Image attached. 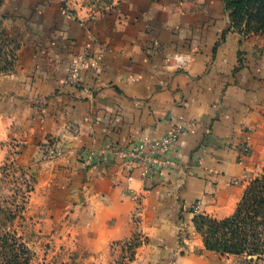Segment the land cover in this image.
<instances>
[{"label":"crops","instance_id":"1","mask_svg":"<svg viewBox=\"0 0 264 264\" xmlns=\"http://www.w3.org/2000/svg\"><path fill=\"white\" fill-rule=\"evenodd\" d=\"M73 1L0 7L18 46L0 70V165L12 158L35 177L32 203L64 220L91 263L196 264L195 214L231 215L264 161V39L231 28L223 0H114L98 12ZM87 53L97 65L69 83ZM167 135L168 170L121 153ZM91 149L98 163L83 159Z\"/></svg>","mask_w":264,"mask_h":264},{"label":"rangeland","instance_id":"2","mask_svg":"<svg viewBox=\"0 0 264 264\" xmlns=\"http://www.w3.org/2000/svg\"><path fill=\"white\" fill-rule=\"evenodd\" d=\"M80 1L83 6L91 8L92 12L112 7L111 3L114 2V0ZM64 2L68 7L73 8V0H64ZM0 28H2L1 24ZM249 33L264 39L261 32L253 30ZM2 39L0 36V70L5 64V58L11 55L7 54V56L2 53L3 51L9 52L11 49L10 45L2 42ZM263 170L264 161L262 160L250 171L248 179L257 177ZM31 176L32 174H28L27 170L22 168L18 162L15 163L12 158L6 159L0 165V257L10 255L13 251V247L5 244L2 238L8 236L9 242L12 243V237L18 236L30 254L29 264H93L80 242L76 241L71 233H66L64 220L50 217L44 204L34 201L32 203L31 197L35 184ZM192 228L202 239L204 245L203 249L196 248L197 252L203 255L196 264H264V254L222 255L210 250L204 243L206 226L196 223L193 219ZM127 256L132 258L133 253L130 252ZM176 262L175 264H194V261L189 263L177 260ZM2 263L4 261H1ZM120 264H123L122 260Z\"/></svg>","mask_w":264,"mask_h":264},{"label":"trees","instance_id":"3","mask_svg":"<svg viewBox=\"0 0 264 264\" xmlns=\"http://www.w3.org/2000/svg\"><path fill=\"white\" fill-rule=\"evenodd\" d=\"M4 0H0V7ZM229 13L230 27L234 30L251 34L249 32H261L264 35V0H223ZM111 3V1H110ZM113 6V2L111 3ZM63 7H67L63 3ZM2 42L10 45V51L3 54H11L5 58V64L1 70H10L15 63L17 49L16 42L12 41L3 32L0 33ZM52 145L53 142L49 141ZM31 180L35 181L32 175ZM195 207L189 209L194 212ZM196 223L206 226L204 243L210 250L222 255H252L264 254V170L253 178L237 204L235 211L222 219L214 218L207 214L194 216ZM2 241L12 246V250L5 257H0L2 264H29L30 254L24 243L18 236L10 238L4 236Z\"/></svg>","mask_w":264,"mask_h":264},{"label":"built area","instance_id":"4","mask_svg":"<svg viewBox=\"0 0 264 264\" xmlns=\"http://www.w3.org/2000/svg\"><path fill=\"white\" fill-rule=\"evenodd\" d=\"M97 58L91 53H87L76 60L71 65V72L68 82L73 85L80 84V71L84 66L95 67L97 65ZM176 135H167L162 139L140 141L132 143L129 147H126L121 151L122 155L131 163H140L145 169L146 173H153L155 169L158 171L168 170L174 165L173 158L171 156ZM251 151L250 146L246 145L243 148L244 153ZM101 152L95 149L89 150L84 154L85 162L90 164L98 163L101 160ZM199 204L195 206L194 213H198Z\"/></svg>","mask_w":264,"mask_h":264}]
</instances>
